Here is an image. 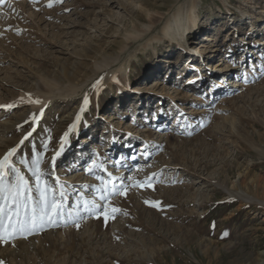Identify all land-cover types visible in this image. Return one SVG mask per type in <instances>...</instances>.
<instances>
[{
    "label": "rangeland",
    "instance_id": "rangeland-1",
    "mask_svg": "<svg viewBox=\"0 0 264 264\" xmlns=\"http://www.w3.org/2000/svg\"><path fill=\"white\" fill-rule=\"evenodd\" d=\"M49 2L0 4V105H14L0 108V159L16 148L10 160L37 207L39 161L42 182L58 199L64 192V217L0 241V261L264 264V0ZM191 5L201 28L189 35L188 47L197 50L183 51L174 38L180 28L168 35L166 26ZM206 35L215 38L213 52L193 45ZM224 59L233 61L231 75L216 76ZM243 66L244 88L218 86ZM157 80L165 84L136 94ZM83 137L102 154L93 142L82 145ZM74 161L87 184H78ZM142 162L132 177L118 178V168ZM6 171L0 188L16 181ZM112 183L129 187L126 195L104 191L105 204L98 189ZM82 197L110 217L113 206L120 212L106 223L82 210Z\"/></svg>",
    "mask_w": 264,
    "mask_h": 264
},
{
    "label": "snow or ice",
    "instance_id": "snow-or-ice-1",
    "mask_svg": "<svg viewBox=\"0 0 264 264\" xmlns=\"http://www.w3.org/2000/svg\"><path fill=\"white\" fill-rule=\"evenodd\" d=\"M4 0H0L2 4ZM62 2V0H58ZM48 7H52V2L50 0ZM39 103V101H37ZM84 104H88V99L85 98ZM14 105H0V108H12ZM84 109H81L83 112ZM76 120H80V116L77 115ZM76 127L75 124L71 125L69 131H72ZM32 133L29 132L27 136L24 137L25 140L31 136ZM68 133H65V140ZM23 140L21 144H23ZM16 148L11 149L3 159H0V181L3 180L4 176L8 174L6 170L11 169L16 173V181L6 187L0 188V241L7 242V239H15L17 236H27L34 232L41 230L45 227L56 226L59 221L64 217L62 198L64 192L61 190L59 196L61 199L57 198V192L54 187H49L46 182H42L43 173L40 170V162L37 161V167L33 170V175L36 177V190L40 194L39 206L30 203L32 197L28 194L31 192L29 182L20 174V170L16 168L15 164L11 162L10 158L15 154ZM53 164L55 162V157H53ZM93 167H100L103 169L102 162L97 164L93 161ZM106 170V169H103ZM89 171H92L90 168ZM109 182L112 181V173H108ZM101 182L104 183L103 178ZM139 184V182H137ZM151 186V185H149ZM129 185L121 184L119 188L112 183V186L107 189H98L101 192L99 199L107 203L108 197L103 194L107 191L110 195L124 194L127 193V188ZM83 201L82 210L89 215H104V220L107 223L108 219H115L116 213L120 212L117 207H112L111 217L106 213V207L104 205L96 203L94 200L89 201L81 198ZM153 206H156L153 204ZM7 209V211H6ZM70 215V213H69ZM67 221H65L66 223ZM78 227V223L73 221ZM0 264H4L0 261Z\"/></svg>",
    "mask_w": 264,
    "mask_h": 264
},
{
    "label": "bare ground",
    "instance_id": "bare-ground-1",
    "mask_svg": "<svg viewBox=\"0 0 264 264\" xmlns=\"http://www.w3.org/2000/svg\"><path fill=\"white\" fill-rule=\"evenodd\" d=\"M194 10H195L194 6L191 5L188 13L187 14H184V12H182V7L178 8L176 10L175 14L173 15L172 19H171V21H174L173 24L170 21L169 25L166 26V30H167V34L168 35H170L169 33L171 31V28L174 27V29H175V27H177V26H178V28H180V29L177 28L178 29L177 30V34H176L177 36L175 35L176 37H174V38H176L177 40H180L181 41V44H182V47H183L182 48L183 51H185L187 49V47L189 46L188 44L191 43L190 42V38H189L190 33H192V31L194 29H196L197 26L199 25L198 22H197V19H196L195 15H194ZM261 14H264V10H262ZM250 19L253 20V19H255V17H252ZM251 22H252V24H250V27L253 28V29H256V32H260L261 29L260 28H257L258 25H256V23H254V20L251 21ZM232 24H234V23H232ZM200 28L201 27L198 26V29H200ZM214 40H215V38L212 37V35L211 36L210 35H206V37H205V39L203 40L202 43L201 42H199V43L196 42V43H193V45L194 46L196 45V47L198 46V48L201 46V48L205 52H213V47L215 46L214 45ZM188 48H189V50H191V49H193L195 47L191 48V45H190V47H188ZM194 50H197V49L195 48ZM199 67L200 66L195 67L193 69L198 70ZM231 69H233V61H230L228 59H224L223 61H221L219 63L217 62L216 66L214 67V71L216 73L215 72L214 73L216 74V76L219 75L220 73H223V74L225 73L224 76L225 77H229L231 75V72L229 70H231ZM241 72H242V74H239ZM245 72H246V68H244V66H243L242 68H240L239 72L236 74V78H234V79H225L223 82H220L219 81V83H217V84H218V86L222 87V89H225V91L227 90V91L234 92L235 90H241L245 86L244 85ZM228 73H229V75H227ZM200 74L201 73H199L196 77L199 78V76H201V78H202L203 75H200ZM240 76H244V77L241 79ZM193 78H194V76H193ZM164 84L165 83L162 82V80H157V81H155V83L153 85V88L150 86V84H148V85L145 84V85H141L140 87H138L137 89H134V90L136 92H138L136 94H139L140 95L141 93L148 92V91L153 90V89H159ZM159 117H161V113H160V116ZM162 136L164 137L165 135H162ZM91 142H93V139H90L88 137L81 138V144L82 145L83 144L84 145L85 144L88 145V143H91ZM92 144H93L92 148H94V151L96 152V154L101 155L102 154L101 147L99 145H97V144L94 145V142ZM83 156H84L83 154H80L79 155V157L82 160H84L83 159ZM130 158H128V159L124 158L123 161L124 162L127 161V160L129 161ZM74 162H76V161H74ZM113 163L114 162L112 160H110V164H113ZM126 163L128 164V162H126ZM126 163H125V165H126ZM142 163L137 164V166H135L132 169V171L129 170V167L128 166L127 167H123V168H118L119 169L118 175H117L118 178H120L122 180V179H127V178L132 177L133 172L137 171L138 169H141V168L145 167V164L146 163L145 162L143 164ZM114 164L117 165V164H119V162L114 163ZM81 166H82V163H79L78 164L76 162V164L74 165V168L75 167H80L79 170H81V168H82ZM82 170L79 171L80 174H78V176H79V178H78L79 179L78 184L84 185V184H87V183L84 182L83 176H85V174H87V173H81Z\"/></svg>",
    "mask_w": 264,
    "mask_h": 264
}]
</instances>
